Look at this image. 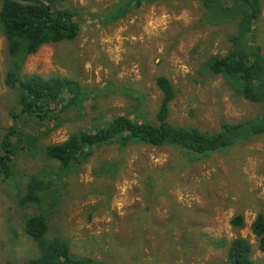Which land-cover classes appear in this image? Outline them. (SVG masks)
I'll return each instance as SVG.
<instances>
[{
	"label": "rangeland",
	"instance_id": "rangeland-1",
	"mask_svg": "<svg viewBox=\"0 0 264 264\" xmlns=\"http://www.w3.org/2000/svg\"><path fill=\"white\" fill-rule=\"evenodd\" d=\"M51 1L80 11L81 32L74 40L43 45L26 58L22 72L79 80L89 96L56 120L21 114L19 91L5 84L10 59L0 30V152L11 126L25 132L12 147L9 177H0V264L39 255L24 231L26 217L36 213L47 219L48 238H65L72 253L90 264H229L226 248L215 242L237 236L249 239L256 264H264L250 228L264 212V134L191 162L179 175L170 168L188 158L168 146L104 145L70 167L45 153L47 145L96 130L113 114L152 119L161 99L155 79L160 75L177 92L169 117L174 124L216 132L223 122L264 114V103L235 93L207 68L212 56L229 50L236 21L211 23L199 0L144 3L113 21L108 17L121 0ZM262 2L250 36L264 51ZM18 138L15 133L11 139ZM103 165L115 168L110 172ZM37 173H45L50 187L39 193L40 204L23 206L25 185ZM149 176L159 178L162 194L149 195ZM240 213L246 226L236 229L230 220Z\"/></svg>",
	"mask_w": 264,
	"mask_h": 264
},
{
	"label": "trees",
	"instance_id": "trees-1",
	"mask_svg": "<svg viewBox=\"0 0 264 264\" xmlns=\"http://www.w3.org/2000/svg\"><path fill=\"white\" fill-rule=\"evenodd\" d=\"M156 1L160 0H121L108 18L117 20L132 8ZM199 1L207 10L206 20H212L211 23L219 24V20L222 21L220 23L236 21L235 32L229 36V50L225 54L212 56L207 68L213 74L224 77L235 93L251 102L264 103V51L259 44L251 41L250 36L256 20L262 14V0H232L231 5L226 4L225 0ZM78 12L75 9L58 8L51 0H1L0 30L7 41L10 59L5 84L19 91L21 114L44 122L56 120L59 112L81 107L88 98L89 92L79 80L61 75L22 72L26 58L43 45L74 40L80 34L83 15L79 17ZM155 79L161 99L152 119L138 113L134 117L129 113L113 114L96 130L78 131L62 142L47 145L46 155L70 167L84 163L97 148L104 145L117 144L121 150L131 144L168 146L181 151L188 158L170 168L179 175L191 162L213 153L229 151L238 144H245L264 134V114L237 122H223L221 129L216 132L170 122L171 103L177 95L175 86L165 75L156 76ZM15 133L19 138L12 140ZM23 133V130L13 125L2 141V179L6 180L10 175L12 147L19 146ZM114 168V165H103V169L110 172ZM44 174L30 176L25 185L26 193L20 199L23 206L41 203L39 193L50 187ZM161 185L159 178L149 176L145 189L149 195L162 194ZM230 223L236 229L246 226L241 213L233 216ZM250 228L257 238L258 249L264 252V212L257 213ZM24 229L37 243L40 253L22 264H90L89 259L72 253L70 243L65 238L46 236L48 222L43 214L26 217ZM215 244L226 248L229 264H256L253 244L246 237L237 236L231 240L220 238Z\"/></svg>",
	"mask_w": 264,
	"mask_h": 264
}]
</instances>
